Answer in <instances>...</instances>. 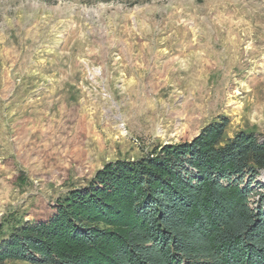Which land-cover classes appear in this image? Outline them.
<instances>
[{"label":"rangeland","instance_id":"rangeland-1","mask_svg":"<svg viewBox=\"0 0 264 264\" xmlns=\"http://www.w3.org/2000/svg\"><path fill=\"white\" fill-rule=\"evenodd\" d=\"M222 114L264 138V0H0V223Z\"/></svg>","mask_w":264,"mask_h":264},{"label":"trees","instance_id":"trees-1","mask_svg":"<svg viewBox=\"0 0 264 264\" xmlns=\"http://www.w3.org/2000/svg\"><path fill=\"white\" fill-rule=\"evenodd\" d=\"M229 122L107 161L33 219L2 221L0 264H264V138Z\"/></svg>","mask_w":264,"mask_h":264},{"label":"bare ground","instance_id":"bare-ground-1","mask_svg":"<svg viewBox=\"0 0 264 264\" xmlns=\"http://www.w3.org/2000/svg\"><path fill=\"white\" fill-rule=\"evenodd\" d=\"M121 130L125 133V129L122 127ZM160 134V133H159Z\"/></svg>","mask_w":264,"mask_h":264},{"label":"built area","instance_id":"built-area-1","mask_svg":"<svg viewBox=\"0 0 264 264\" xmlns=\"http://www.w3.org/2000/svg\"><path fill=\"white\" fill-rule=\"evenodd\" d=\"M261 177H264V172H263V174H262V176Z\"/></svg>","mask_w":264,"mask_h":264}]
</instances>
